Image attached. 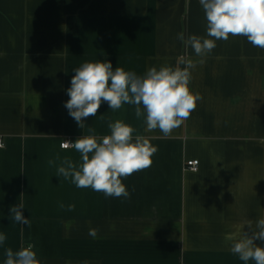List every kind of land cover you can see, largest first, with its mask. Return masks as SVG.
<instances>
[{"label":"crops","instance_id":"1","mask_svg":"<svg viewBox=\"0 0 264 264\" xmlns=\"http://www.w3.org/2000/svg\"><path fill=\"white\" fill-rule=\"evenodd\" d=\"M180 32L206 36L199 0H0V264L28 243L41 264H244L228 237L264 218V49L217 41L192 70L203 99L168 136L148 132L132 105L102 102L83 129L64 107L83 63L143 76L181 55L198 60ZM117 120L158 147L151 167L122 178L130 199L57 176L65 157L81 163L61 141L107 135ZM191 159L196 171L184 169ZM20 203L27 225L10 217Z\"/></svg>","mask_w":264,"mask_h":264},{"label":"clouds","instance_id":"2","mask_svg":"<svg viewBox=\"0 0 264 264\" xmlns=\"http://www.w3.org/2000/svg\"><path fill=\"white\" fill-rule=\"evenodd\" d=\"M206 18V36L195 34L185 37L177 34L185 48L191 47L198 60L187 55L176 59L175 66L164 64L153 66L145 75L115 67L110 61L86 62L73 71L71 86L66 90L69 99L64 107L77 125L83 129L84 119L95 117L101 103L106 102L112 110L123 105L134 106L137 119L144 118L146 130H159L163 135H171L179 128L202 100L200 93H194L189 85L192 70L203 65L205 58L217 47V41H227L229 36H244L254 47L264 49V0H199ZM110 133L96 136L95 129L89 128V135L78 137L75 142L64 140L61 148L75 149L81 156L79 167L65 157L57 167V176L71 178L78 188H91L103 192L105 197L130 199V193L122 178L151 167L152 157L158 152L150 138L136 134V129L125 122H109ZM59 160V156H57ZM55 164L54 160L48 161ZM61 208L65 206L60 204ZM68 205V210H74ZM22 203L11 207V218L21 224H29L22 209ZM248 231H244V226ZM115 227L114 225L112 226ZM88 235L98 238L99 229L90 228ZM7 236L0 233V244ZM230 251L244 264H264V218L253 225L247 221L239 229L238 235L228 237ZM4 264H41L37 258L35 245L28 243L17 251L5 249ZM84 264H88L87 261Z\"/></svg>","mask_w":264,"mask_h":264},{"label":"built area","instance_id":"3","mask_svg":"<svg viewBox=\"0 0 264 264\" xmlns=\"http://www.w3.org/2000/svg\"><path fill=\"white\" fill-rule=\"evenodd\" d=\"M67 141H70V140H67ZM63 142H64V140L60 142V147H61V144ZM70 142H72V141H70ZM2 145H3L2 140L0 139V147H2ZM69 148H71V147H69ZM197 168H198V160L197 159L187 160L185 165H184V169L189 170V171H196Z\"/></svg>","mask_w":264,"mask_h":264}]
</instances>
